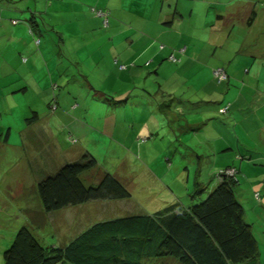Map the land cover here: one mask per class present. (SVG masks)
<instances>
[{
  "label": "rangeland",
  "instance_id": "rangeland-1",
  "mask_svg": "<svg viewBox=\"0 0 264 264\" xmlns=\"http://www.w3.org/2000/svg\"><path fill=\"white\" fill-rule=\"evenodd\" d=\"M78 1L87 9L73 0H0V70L11 69L0 81V264L22 228L45 247L66 246L100 220L202 204L229 168L239 172L237 198L264 264V0H236L246 14L233 31L195 38L198 46L217 38L215 60L197 64L193 56L197 71L188 74L167 59L159 75L114 66L144 51L146 43L130 48L128 39L141 36L144 12L129 0ZM196 7L202 23L205 13ZM108 16L110 27L103 24ZM114 93L127 96L114 100ZM36 110L64 152L88 146L132 197L46 213L34 184L46 174L30 168L24 150L26 120ZM97 173L82 178L90 184Z\"/></svg>",
  "mask_w": 264,
  "mask_h": 264
},
{
  "label": "trees",
  "instance_id": "trees-1",
  "mask_svg": "<svg viewBox=\"0 0 264 264\" xmlns=\"http://www.w3.org/2000/svg\"><path fill=\"white\" fill-rule=\"evenodd\" d=\"M94 170L96 181L88 184L82 177ZM230 170L219 175L217 189L202 204L98 222L66 246L45 247L22 228L5 264H260L257 239L237 198L239 172ZM38 194L46 213L132 197L90 153L41 180Z\"/></svg>",
  "mask_w": 264,
  "mask_h": 264
},
{
  "label": "crops",
  "instance_id": "crops-1",
  "mask_svg": "<svg viewBox=\"0 0 264 264\" xmlns=\"http://www.w3.org/2000/svg\"><path fill=\"white\" fill-rule=\"evenodd\" d=\"M68 1V0H67ZM124 4H126L127 0H122ZM131 8L135 9L137 13L144 12L142 17V26L144 28L141 36L139 39H134L133 36H129L128 39H131L130 45L135 43H146L144 51L139 54L135 53L132 56H123L121 60H116L114 66L118 68L120 65V69L123 72L129 73L134 75V72L137 70L146 71L148 74H151L153 70L155 73L159 75L164 68H165V61L168 59V63L170 66H177L178 64L181 71H186L185 73L194 74L197 71L196 63H191V58L193 56H197V64L201 61L212 62L217 58L216 54H211L213 47L217 46L219 41L216 37L211 39L209 46L207 44H203L198 46L195 42V38L201 36L202 34H206L207 32H213L214 34L218 32L220 29H234L236 19L238 16H243L246 13H241L242 5H236V0H129ZM73 3L76 5H83L80 1L73 0ZM198 4L202 6V10L204 11L203 22H200V17L197 15V7ZM211 4V6H210ZM213 5L217 7V16L215 19L214 15L211 13V9ZM83 8H86L83 5ZM224 7V10L221 8ZM244 8V7H243ZM87 9V8H86ZM143 9V11H141ZM221 10V11H220ZM104 12V11H103ZM112 10H108L110 17L112 16ZM115 12V11H114ZM113 12V13H114ZM251 13V8L247 12ZM257 14V13H256ZM197 15V18L194 19ZM236 16V17H235ZM248 16V15H247ZM109 19V16H108ZM106 21V20H105ZM105 21L103 22L104 26ZM111 21L109 19L107 27L111 26ZM133 28V27H132ZM151 29V30H150ZM135 32V31H134ZM212 33V34H213ZM159 36H155L158 35ZM127 39V40H128ZM115 40V38H114ZM128 43V42H127ZM160 45L158 49H156ZM176 48L178 50L175 53L169 52L170 49ZM161 51V53H160ZM173 51V50H172ZM145 54L150 55L146 58ZM210 61H208V55ZM168 57V58H167ZM175 58L176 61L172 60ZM93 61L94 58L92 57ZM162 59V61H158ZM124 61V64L121 62ZM142 61V62H140ZM182 62V64H181ZM139 65L135 66L131 64ZM186 63V64H185ZM139 67V68H137ZM31 69H36L34 66H30ZM137 68V69H136ZM121 70H117L119 73ZM11 72V69L8 67L1 68L0 70V81L4 79L8 73ZM26 87V86H25ZM21 88L19 91H28L27 88ZM45 91V90H44ZM102 92L103 90L100 89ZM50 92V90H49ZM103 95H106L103 93ZM114 100L115 99H124L127 95L114 93ZM51 94L49 93V99ZM48 97L44 98L45 101ZM136 98V97H129L128 100ZM120 103V102H119ZM52 107V106H51ZM34 113V118L27 121V125L25 130L23 131L24 141L27 146L24 147V150L27 149V152L30 157V168H35L36 173H43L46 174L44 176L45 179L51 175L57 174L65 164L76 163L77 161L81 160V158L90 153L95 156L87 148L82 147L81 150L74 149L71 152H64L62 149L61 144L57 142L56 139L52 138V129L47 126L46 119H44V114H41L39 110H36ZM166 113V112H165ZM46 114V112H45ZM84 130V129H82ZM85 131V130H84ZM84 138L89 137V134L84 132ZM73 136H70V138ZM24 155V153H23ZM33 155V156H32ZM38 157V158H37ZM67 158V159H66ZM63 159L66 161L63 163ZM61 163V164H60ZM54 171V172H52ZM35 173V174H36ZM55 173V174H54ZM92 182L96 181L95 175L91 178ZM36 183H39L41 180L36 178ZM100 204L99 202H97ZM98 206V205H97ZM84 212V211H83ZM82 217L79 216L78 218ZM105 220H100L102 222ZM98 223V222H97Z\"/></svg>",
  "mask_w": 264,
  "mask_h": 264
},
{
  "label": "built area",
  "instance_id": "built-area-1",
  "mask_svg": "<svg viewBox=\"0 0 264 264\" xmlns=\"http://www.w3.org/2000/svg\"><path fill=\"white\" fill-rule=\"evenodd\" d=\"M105 24L108 25V20H107V19H106V21H105ZM172 60L176 61V59H175L174 57L172 58ZM216 76H218V77H220V78H224V77H226L225 75L222 74L221 71H217V72H216ZM55 109H56V108H55ZM226 111H228V110L226 109ZM226 111H225V112H226ZM228 173L231 174V175H235L236 171H234V170H230Z\"/></svg>",
  "mask_w": 264,
  "mask_h": 264
}]
</instances>
